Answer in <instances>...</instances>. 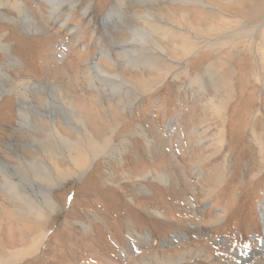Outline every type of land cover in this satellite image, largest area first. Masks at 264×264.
<instances>
[{
  "label": "rangeland",
  "instance_id": "1",
  "mask_svg": "<svg viewBox=\"0 0 264 264\" xmlns=\"http://www.w3.org/2000/svg\"><path fill=\"white\" fill-rule=\"evenodd\" d=\"M263 30L264 0H0V264H264Z\"/></svg>",
  "mask_w": 264,
  "mask_h": 264
},
{
  "label": "bare ground",
  "instance_id": "2",
  "mask_svg": "<svg viewBox=\"0 0 264 264\" xmlns=\"http://www.w3.org/2000/svg\"><path fill=\"white\" fill-rule=\"evenodd\" d=\"M188 1V0H187ZM61 2V1H60ZM58 3H57V1H53V6L52 7H54V10H56V5H57ZM61 4V3H60ZM60 4H59V6H60ZM175 4V3H174ZM51 5V4H50ZM195 5V4H194ZM203 5V4H202ZM223 6V5H222ZM57 7H58V5H57ZM177 7V6H176ZM176 7H174L175 9H172V10H175L176 12L178 11L177 9H179V10H181L180 8H176ZM180 7V6H179ZM191 8H194V9H196V10H200L201 8L199 7V6H190ZM59 8V7H58ZM169 8H170V6H169ZM182 8V7H181ZM189 8V7H188ZM168 9V8H167ZM218 10V9H217ZM189 11V10H188ZM202 11V10H201ZM155 12V11H154ZM182 12V11H181ZM183 13V12H182ZM187 13V12H186ZM154 15L153 14H151L150 13V16H148V17H150V18H152ZM185 16H188L187 14L185 15ZM235 16V15H234ZM183 17V16H182ZM257 17V16H256ZM255 17V18H256ZM221 18V17H220ZM234 18V17H233ZM147 19V18H146ZM29 20V19H28ZM27 20V21H28ZM107 20V19H106ZM144 20V19H143ZM30 21V20H29ZM149 23V22H148ZM166 23H168V25L169 26H173V24L171 23V21H169V19L168 18H166ZM213 23V22H212ZM218 23V22H217ZM231 22L230 21H228V20H223L222 22H221V25L218 23V25H219V27L220 26H223L224 24H230ZM217 25V26H218ZM31 27V26H30ZM181 27V26H180ZM214 27V26H213ZM227 27H228V25H227ZM214 30V29H213ZM216 30H217V28H216ZM246 31V30H245ZM261 34H260V38H261V45H259L258 46V51H259V54H260V64H262L263 63V60H264V30L262 31V32H260ZM181 34V33H180ZM258 35V34H257ZM258 37V36H257ZM252 39V38H251ZM183 41V40H182ZM226 43V42H225ZM229 44H230V42H228ZM189 44V43H188ZM184 46H181L182 48H181V51H182V53L184 54V55H189L191 52H192V48H189L188 46H187V43H184L183 44ZM220 46H224V43L223 44H219ZM162 46V45H161ZM191 46V45H190ZM163 48V47H162ZM257 48V47H256ZM106 51V50H105ZM258 54V55H259ZM105 55H109L108 54V52H106V54ZM131 57V56H130ZM114 61V60H113ZM228 61V60H227ZM115 62V61H114ZM104 68H102V66L99 64V66H98V64H97V66H95V70H96V72H97V74H100L101 76L103 75V76H106V74L107 73H104V70H103ZM94 75V74H93ZM109 75V74H108ZM122 77V76H121ZM121 77H118L119 79H121ZM97 78V77H96ZM102 78V77H101ZM123 78V77H122ZM28 80V79H27ZM108 80V79H107ZM24 82H26L25 80H23ZM27 83V82H26ZM122 85V84H121ZM131 86V85H130ZM120 87V86H119ZM130 89L131 88H133V87H129ZM54 90V89H53ZM235 92V91H234ZM53 93V92H52ZM6 97V96H5ZM30 102V101H29ZM227 104V103H226ZM226 104L224 105V106H226ZM221 108V107H220ZM74 109H75V107H74ZM73 109V110H74ZM222 109V112H224V109L223 108H221ZM53 116V115H52ZM75 118V117H74ZM76 120H80V119H76ZM81 122H83L84 120H80ZM78 125L79 126H81V128H83L85 125H84V122L83 123H80V122H78ZM54 129V132L56 133V134H58L59 136H61V133L59 132V130H58V128L57 127H53ZM87 132V131H86ZM225 141V140H224ZM74 144V143H73ZM76 144V143H75ZM85 144V143H84ZM264 144V143H263ZM77 145V144H76ZM87 146V145H86ZM90 147V146H89ZM99 149V148H98ZM89 150V149H88ZM90 155V154H89ZM94 157V156H93ZM97 158V157H96ZM69 159V158H68ZM76 159V158H75ZM64 160V159H63ZM89 161V160H88ZM93 161V160H92ZM78 162V161H77ZM82 162V161H81ZM84 162H85V160H84ZM81 164V163H80ZM81 166V165H80ZM79 166V167H80ZM86 166V165H85ZM77 168V167H76ZM85 168V167H84ZM77 172V171H76ZM84 173V172H83ZM74 174H75V172H74ZM81 174V173H80ZM264 226V225H263ZM39 241V240H38ZM39 246H40V243L38 244H36L35 245V249H36V247H38L39 248ZM32 249V248H31ZM33 249H34V247H33ZM263 249H264V247H263ZM26 251H28V250H26ZM186 260V259H185ZM161 262H162V264H165V262H164V260H162L161 259ZM144 264H150L149 263V261L148 262H145Z\"/></svg>",
  "mask_w": 264,
  "mask_h": 264
},
{
  "label": "water",
  "instance_id": "3",
  "mask_svg": "<svg viewBox=\"0 0 264 264\" xmlns=\"http://www.w3.org/2000/svg\"><path fill=\"white\" fill-rule=\"evenodd\" d=\"M260 214H261L262 223L264 225V215L261 212H260ZM263 233H264V231H263ZM263 247H264V243H263Z\"/></svg>",
  "mask_w": 264,
  "mask_h": 264
},
{
  "label": "crops",
  "instance_id": "4",
  "mask_svg": "<svg viewBox=\"0 0 264 264\" xmlns=\"http://www.w3.org/2000/svg\"><path fill=\"white\" fill-rule=\"evenodd\" d=\"M203 252L207 253L208 254V250L207 249H204V248H201ZM257 253V251H256Z\"/></svg>",
  "mask_w": 264,
  "mask_h": 264
}]
</instances>
